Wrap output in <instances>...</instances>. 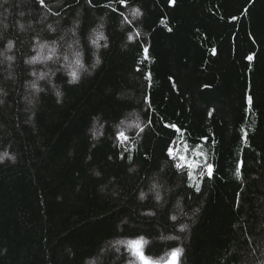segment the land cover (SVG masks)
<instances>
[{
    "label": "trees",
    "instance_id": "obj_1",
    "mask_svg": "<svg viewBox=\"0 0 264 264\" xmlns=\"http://www.w3.org/2000/svg\"><path fill=\"white\" fill-rule=\"evenodd\" d=\"M137 240L264 264V0H0V264Z\"/></svg>",
    "mask_w": 264,
    "mask_h": 264
},
{
    "label": "snow or ice",
    "instance_id": "obj_2",
    "mask_svg": "<svg viewBox=\"0 0 264 264\" xmlns=\"http://www.w3.org/2000/svg\"><path fill=\"white\" fill-rule=\"evenodd\" d=\"M41 2H43V0H41ZM121 3H124V0H120ZM174 2V0H173ZM246 11V9H245ZM233 19H235V17H233ZM147 51V50H145ZM247 59H249L250 61L253 59L252 56H248ZM73 77H76V73H73ZM247 101L249 104L253 103V98L252 95H249L247 97ZM121 137H124L125 134L121 133L120 134ZM175 149H171L169 151V154L171 155L172 151H174ZM181 160L186 159V157L181 156L179 157ZM173 159H176V157H173ZM179 167V165L177 166ZM241 167H243V164L241 162ZM209 174L211 173V168L209 167L208 169ZM128 247L130 248V250L135 254V256L138 258V260L140 261V264H154V261L151 257L146 256L144 253V245H143V241L142 240H137V241H133L131 242ZM181 254V250L177 249V250H173V252L171 253L167 264H179V257Z\"/></svg>",
    "mask_w": 264,
    "mask_h": 264
},
{
    "label": "rangeland",
    "instance_id": "obj_3",
    "mask_svg": "<svg viewBox=\"0 0 264 264\" xmlns=\"http://www.w3.org/2000/svg\"><path fill=\"white\" fill-rule=\"evenodd\" d=\"M173 155L177 156V155H178V151H177V150H176V151L174 150V151H173ZM178 162H180V163H182V164H188V165L191 164V162H190V160H189L188 158L183 159V160L179 159ZM170 255H171V254H169L165 259H162V260H160V261H156V262H154V264H167V261H168ZM179 261H180V257H179Z\"/></svg>",
    "mask_w": 264,
    "mask_h": 264
}]
</instances>
